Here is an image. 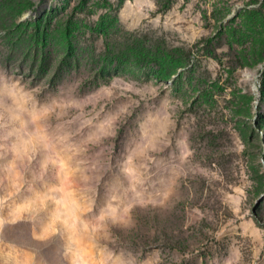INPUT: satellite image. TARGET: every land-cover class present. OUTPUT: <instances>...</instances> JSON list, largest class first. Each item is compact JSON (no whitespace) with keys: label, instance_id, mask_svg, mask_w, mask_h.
Segmentation results:
<instances>
[{"label":"rangeland","instance_id":"1","mask_svg":"<svg viewBox=\"0 0 264 264\" xmlns=\"http://www.w3.org/2000/svg\"><path fill=\"white\" fill-rule=\"evenodd\" d=\"M0 264H264V0H0Z\"/></svg>","mask_w":264,"mask_h":264}]
</instances>
